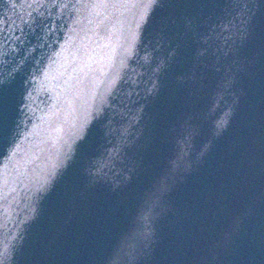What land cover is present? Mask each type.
Returning a JSON list of instances; mask_svg holds the SVG:
<instances>
[{
    "label": "water",
    "instance_id": "1",
    "mask_svg": "<svg viewBox=\"0 0 264 264\" xmlns=\"http://www.w3.org/2000/svg\"><path fill=\"white\" fill-rule=\"evenodd\" d=\"M100 264H264V0H162Z\"/></svg>",
    "mask_w": 264,
    "mask_h": 264
},
{
    "label": "snow or ice",
    "instance_id": "2",
    "mask_svg": "<svg viewBox=\"0 0 264 264\" xmlns=\"http://www.w3.org/2000/svg\"><path fill=\"white\" fill-rule=\"evenodd\" d=\"M44 2H48V0H44ZM51 2L55 5L57 3H61V0H51ZM69 2L72 3V9L71 10L78 11V9L76 8V5L80 3V0H74V2H72V0H69ZM145 3H146V10H145V13H144V18L146 19L148 11L150 10L151 5L155 3V0H145ZM41 6H43V5H41ZM68 7H69V3H63L62 4V8L67 9ZM41 15H43V14L41 13ZM24 23H27V21H25ZM140 26L141 25L138 24L137 27L139 28ZM20 31L22 32L23 29H20ZM15 32H16V28L15 27H10L11 35L6 34L5 31H4V26H0V41H9V42H11V39H12L13 36H15L16 40H19L20 37L16 36ZM16 147L18 149L19 145H17ZM68 149H69V151L71 150V144L68 145ZM11 155H15V151H13V153ZM9 159H11V156L9 157ZM3 175H4L3 169H0V177H2ZM0 264H4L2 259H0Z\"/></svg>",
    "mask_w": 264,
    "mask_h": 264
}]
</instances>
